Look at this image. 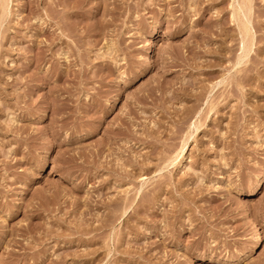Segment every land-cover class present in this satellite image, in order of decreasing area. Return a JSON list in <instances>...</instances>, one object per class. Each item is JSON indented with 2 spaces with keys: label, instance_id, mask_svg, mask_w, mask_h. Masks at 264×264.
I'll return each mask as SVG.
<instances>
[{
  "label": "rangeland",
  "instance_id": "rangeland-1",
  "mask_svg": "<svg viewBox=\"0 0 264 264\" xmlns=\"http://www.w3.org/2000/svg\"><path fill=\"white\" fill-rule=\"evenodd\" d=\"M261 173L264 0H0V264H264Z\"/></svg>",
  "mask_w": 264,
  "mask_h": 264
},
{
  "label": "snow or ice",
  "instance_id": "snow-or-ice-1",
  "mask_svg": "<svg viewBox=\"0 0 264 264\" xmlns=\"http://www.w3.org/2000/svg\"><path fill=\"white\" fill-rule=\"evenodd\" d=\"M207 7V5H206ZM235 7L234 4H229L228 8L233 9ZM215 15L221 16V12H217ZM233 21H235V15H233ZM243 44H241V57L243 58ZM242 60H238L236 67H240ZM221 72L224 74L221 77V81H227L229 78L233 77L235 74V69L232 68L231 64L225 66V68L221 69ZM221 81L214 82L213 86H218ZM184 145H181V151H183ZM54 151V148L52 149ZM38 170V169H37ZM191 171V169H189ZM155 175H160V173H156ZM146 177H141L142 181H145ZM240 180L239 185L234 190L237 195H244L247 194L249 198L254 199L255 197H260L261 205H264V196H261V191H264V173H261L258 176L252 177H243L238 176ZM251 243L254 246L253 255L255 252H260L261 257H264V251H261V246H264V213H260L257 216L256 223L254 225V232L251 238ZM221 264H225V262H221Z\"/></svg>",
  "mask_w": 264,
  "mask_h": 264
},
{
  "label": "bare ground",
  "instance_id": "bare-ground-1",
  "mask_svg": "<svg viewBox=\"0 0 264 264\" xmlns=\"http://www.w3.org/2000/svg\"><path fill=\"white\" fill-rule=\"evenodd\" d=\"M243 16V15H242ZM245 45V44H244ZM244 50L246 49V46H244V48H243ZM244 57V56H243ZM51 149V145L49 146V148L47 149V152H48V154L46 155V156H48V155H50L51 154V152L49 151ZM182 155H183V153H182ZM184 157H186V156H184ZM185 159V158H184ZM183 160V159H182ZM185 165V164H184ZM51 173V171L49 172V174ZM250 229L254 232V222L252 221L251 223H250Z\"/></svg>",
  "mask_w": 264,
  "mask_h": 264
}]
</instances>
